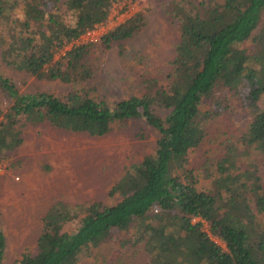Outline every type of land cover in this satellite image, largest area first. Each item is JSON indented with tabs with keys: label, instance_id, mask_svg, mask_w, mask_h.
<instances>
[{
	"label": "trees",
	"instance_id": "obj_1",
	"mask_svg": "<svg viewBox=\"0 0 264 264\" xmlns=\"http://www.w3.org/2000/svg\"><path fill=\"white\" fill-rule=\"evenodd\" d=\"M111 1L0 0V25L13 24L0 29V59L37 77L87 78L89 71L82 66L93 46L132 37L144 24L138 11L96 40L73 42L107 19ZM18 8L23 16L10 18ZM263 11L264 0H172L168 12L177 20L179 37L169 81L111 103L80 88L63 97L47 91L21 93L0 69V87L12 99L4 114L0 109V151L20 144L15 123L21 114L28 121L47 120L91 135L106 133L116 121L143 117L157 132L154 150L132 163L110 188V196L117 192L120 199L89 202L72 230L63 225L76 218L82 205H51L42 217L35 250H24L19 264H79L84 252L106 242L114 228L124 240L143 247L145 264H264V224L250 205L252 200L258 212L264 211V178L257 165L240 170L238 152L228 146L212 168L210 188H199L185 167L186 156L207 139L230 95L249 112L241 139L260 153L264 165ZM247 40H252V50ZM68 42L73 43L54 59L55 50ZM155 106L164 108V114ZM194 216L208 222L224 247ZM4 254L0 227V264Z\"/></svg>",
	"mask_w": 264,
	"mask_h": 264
},
{
	"label": "rangeland",
	"instance_id": "obj_2",
	"mask_svg": "<svg viewBox=\"0 0 264 264\" xmlns=\"http://www.w3.org/2000/svg\"><path fill=\"white\" fill-rule=\"evenodd\" d=\"M122 2L111 1L104 27L97 30V39L117 24V12ZM171 2L131 0L134 13L142 11L144 14L143 26L132 37L112 41L108 47L101 43L93 46L82 66L84 71H89L87 78L63 81L37 77L6 66L1 59L0 69L21 93L47 91L63 97L69 90L80 88L107 103L140 95L155 88L156 84L169 81L174 45L179 37L177 20L168 12ZM22 16L20 8L9 14L10 18ZM10 25L13 24L4 28L0 25V29H8ZM73 42L57 48L54 59L59 58ZM245 45L250 50L254 46L252 40H247ZM224 93L229 95V92ZM11 104L12 99L0 87L3 114ZM260 104L264 105L263 97ZM154 108L159 114L165 112L164 108ZM2 117L1 114L0 121ZM248 118L249 112L240 100L230 95L228 107L211 123L207 139L186 156L187 175L196 180L199 188L211 187L212 168L225 155L228 146L238 152L236 164L240 170L252 168L255 164L264 178L260 153L246 146L241 139ZM15 128L22 138L20 144L0 151L5 165L0 170V227L5 235L2 264H19L24 250H35L42 217L51 205L57 202L82 205L76 218L63 225L64 230H72L89 202L107 204L120 199L117 192L110 196V188L132 163L154 150L157 138L156 129L143 117L116 121L102 135L63 129L47 120L28 121L23 114L18 116ZM250 205L257 219L264 224V211L258 212L252 200ZM201 227L224 247V242L210 232L205 219ZM146 261L147 253L143 247L124 240L122 233L114 228L106 242L84 252L79 264H145Z\"/></svg>",
	"mask_w": 264,
	"mask_h": 264
},
{
	"label": "built area",
	"instance_id": "obj_3",
	"mask_svg": "<svg viewBox=\"0 0 264 264\" xmlns=\"http://www.w3.org/2000/svg\"><path fill=\"white\" fill-rule=\"evenodd\" d=\"M130 1L131 0H123L122 4L119 6V9L117 12L119 15V16L117 15V19H118L117 23H119L120 21H123L124 18L126 19V18L131 17L134 14L133 3H130ZM112 5L114 6V2H112ZM107 17H108V15H107ZM104 22L105 21H102L100 23L95 24L92 27L86 28L85 31L82 32L79 37L74 39V41L84 42V41L96 40L98 37L97 30H100L102 27H104ZM4 168H5V165H4V161L2 159V155L0 152V170L1 169L3 170ZM15 178L17 179L18 176L16 175ZM198 219H201V217L200 216H194L192 218L193 221L198 220ZM201 220H203V219H201Z\"/></svg>",
	"mask_w": 264,
	"mask_h": 264
}]
</instances>
